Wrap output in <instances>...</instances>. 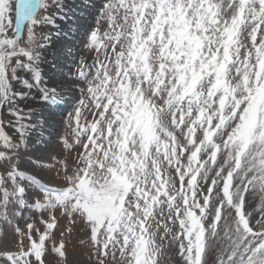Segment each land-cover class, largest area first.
Listing matches in <instances>:
<instances>
[{
	"label": "snow or ice",
	"instance_id": "1",
	"mask_svg": "<svg viewBox=\"0 0 264 264\" xmlns=\"http://www.w3.org/2000/svg\"><path fill=\"white\" fill-rule=\"evenodd\" d=\"M87 7L0 0V264H264V0Z\"/></svg>",
	"mask_w": 264,
	"mask_h": 264
},
{
	"label": "rangeland",
	"instance_id": "2",
	"mask_svg": "<svg viewBox=\"0 0 264 264\" xmlns=\"http://www.w3.org/2000/svg\"><path fill=\"white\" fill-rule=\"evenodd\" d=\"M74 0H67V4L70 6V4L72 5ZM70 3V4H69ZM89 23H92V18L90 17L89 18ZM59 23V21H58ZM88 23V24H89ZM87 25V24H85ZM62 38H53V46L48 48L47 49V52L45 54L46 56V59L50 60V61H54L55 58L58 56V54L60 53V46H61V43H62ZM79 47L75 48L73 50V55L77 58H79L81 55L85 56V57H88L89 58V62H90V58L94 55V53L92 52H89L87 50H85L83 48V41H81L79 39ZM55 70V69H53ZM75 71V66L72 67L71 69H68V68H65L64 71ZM79 91H76L75 94H74V100L71 102V106L68 107L65 112L63 113L64 116L66 117L67 116V113L68 112H71L73 107H74V101H76L78 98H79ZM29 107H35V108H39V104L37 103H34V104H30L28 105ZM3 118L5 120V127H6V131H8L10 134L12 133V129L11 128H8L7 127V114H6V111L4 112L3 114ZM70 130H68L65 126L64 123L60 122L59 125H58V128L56 129L55 131V136L52 138L53 142L55 143L56 147H57V150H62V142L59 141L57 138L58 137H61V136H67L69 138V141L71 142V136H70ZM36 136L35 133H32V135L30 136L29 138V141H28V150L31 151L35 148H46L48 147L49 145L47 143H45V145H40V143L38 142H34V137ZM23 226V225H21ZM67 227H70L69 223L67 220H63L59 226H58V229L56 230V233H55V237L57 239H59V234L61 231L65 230ZM74 235V234H73ZM68 249H69V252L71 253V256H70V260H75V261H78L79 264H95V261L94 259L93 260H90L89 259V256H88V253H87V250L82 248L81 246H79L78 244V241L73 239L69 245H68ZM54 255V254H53ZM50 260L53 259V256H50L49 257ZM178 258H174L172 261H171V264H176V260Z\"/></svg>",
	"mask_w": 264,
	"mask_h": 264
},
{
	"label": "bare ground",
	"instance_id": "3",
	"mask_svg": "<svg viewBox=\"0 0 264 264\" xmlns=\"http://www.w3.org/2000/svg\"><path fill=\"white\" fill-rule=\"evenodd\" d=\"M66 6H67V10H68V23L66 25H64L65 29H67V27H72V28H79L81 32L84 31L83 26L85 24L89 23V18L91 17L89 15V9L87 7L88 4H91L93 2V0H74L72 5L70 4V6L67 4V0H64ZM62 43L60 46V53L58 54V56L55 58V60L58 57L62 56V49L64 48L65 45H74L72 51L79 47V36H76L73 38V40H66L63 37H61ZM70 62V61H69ZM65 69V68H64ZM65 100L68 101L65 104H62L60 106H58V113L59 112H65V110L70 107L72 104L71 102L74 100V95L69 94L68 96L65 97ZM59 115L57 116V122L53 125V128L56 129L58 128L59 125ZM53 128H48L45 133L43 138V141H47L49 139V137L51 136L52 138L55 135H52L53 133ZM36 134V136L34 137V142H38L40 143V145H42L41 143V138L38 136L37 132H34ZM45 145V143H44Z\"/></svg>",
	"mask_w": 264,
	"mask_h": 264
}]
</instances>
